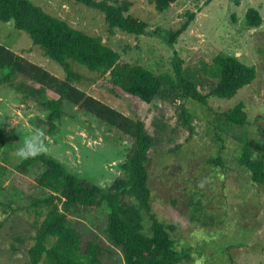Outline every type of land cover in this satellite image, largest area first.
Here are the masks:
<instances>
[{"label":"rangeland","instance_id":"374dc122","mask_svg":"<svg viewBox=\"0 0 264 264\" xmlns=\"http://www.w3.org/2000/svg\"><path fill=\"white\" fill-rule=\"evenodd\" d=\"M30 1L72 28L102 38L120 54L122 64L141 65L156 76L168 74L177 83L173 70L176 58L181 62L183 77L193 81L202 94H208L218 82L213 64L217 54L236 56L255 67L257 75L250 85L230 100L210 96L207 109L178 96V90L170 85L163 89L167 99L151 103L126 94L115 96L102 86L105 78L77 62L66 61L68 70L76 76L73 86L141 120L147 134L154 138L148 172L152 211L178 248L190 250L192 264H264V184L252 182L237 162L244 144L264 159V0H179L163 12L155 10V0H113L127 1L128 14L147 23L148 30H160L161 35L178 28L186 20V12L194 13V20L172 46L161 36H136L118 30L109 35L103 13L73 0ZM249 9L262 18L257 28L245 23ZM0 44L59 79H66L64 69L11 22L0 21ZM9 73L8 69L0 70V128L9 135L0 153V163L8 168L0 176V264H25L26 251L33 244L32 237L42 218L30 208L32 197L41 194L33 182L39 164L32 165L26 174L15 169L22 162L15 152L24 139L35 129L41 130L47 147L45 155L80 180L105 190L117 177L124 176L122 166L132 142L65 99L55 131L45 134L48 111L3 81ZM14 79L37 87L23 75H15ZM45 96L57 99L59 95L46 90ZM237 103H242L247 113L245 127L226 124L221 115ZM182 110L192 134L183 123ZM218 157L222 167L211 162ZM68 218L85 238H103L122 261L105 238L104 213L73 211ZM143 225L148 234L150 221L146 215Z\"/></svg>","mask_w":264,"mask_h":264},{"label":"trees","instance_id":"16d2710c","mask_svg":"<svg viewBox=\"0 0 264 264\" xmlns=\"http://www.w3.org/2000/svg\"><path fill=\"white\" fill-rule=\"evenodd\" d=\"M73 1L103 13L109 35L118 30L136 36H161L171 46L195 17L194 13L186 12V20L178 28L161 35L160 30H148L147 23L129 15L130 4L127 1ZM177 1L155 0V10L163 12ZM0 21L11 22L15 29L24 32L33 45L42 48L45 56L66 72V79L61 80L0 44V70L8 69L10 72L3 81L27 98H34L48 111L45 134L55 131L56 121L63 114L62 101L65 99L117 129L132 142L128 158L122 166L124 176L117 177L107 190L80 180L44 153L22 160L15 168L20 174H26L32 165L38 163L40 166L33 182L41 194L32 197L30 208L42 218L32 237L33 244L26 251L25 264H192L190 250L178 248L164 223L152 211L148 172L149 151L154 146V138L147 134L141 120L132 119L73 86L76 76L68 70L66 61L77 62L105 78L106 83L102 86L115 96L126 94L151 103L159 98L167 99L163 89L170 85L178 90V96L192 99L207 109L210 96L230 100L250 85L257 75L255 67L244 64L236 56L217 54L213 64L218 71V82L208 94H202L193 81L183 77L181 62L176 58L173 70L177 83L168 74L156 76L141 65L122 64L120 54L108 47L102 38L72 28L30 0H0ZM261 22L262 18L256 10L246 12L248 27L257 28ZM15 75H23L37 87L17 82ZM46 90L56 93L58 98H47ZM185 113L182 110V120L192 134L193 129ZM221 115L226 124L248 125L242 103H237ZM8 141V133L0 128V153ZM211 162L223 166L219 157ZM237 162L247 170L252 182L264 184V159L247 144L242 147ZM7 170V166L0 163V176ZM89 210L105 214V238L120 253L122 261L103 238H85L68 218L73 211ZM143 215L150 221L148 234L144 233Z\"/></svg>","mask_w":264,"mask_h":264},{"label":"clouds","instance_id":"9594fccd","mask_svg":"<svg viewBox=\"0 0 264 264\" xmlns=\"http://www.w3.org/2000/svg\"><path fill=\"white\" fill-rule=\"evenodd\" d=\"M45 152H47V147L44 143V133L39 129H35L33 134L26 137L23 143L19 145L15 155L24 160L34 158Z\"/></svg>","mask_w":264,"mask_h":264}]
</instances>
